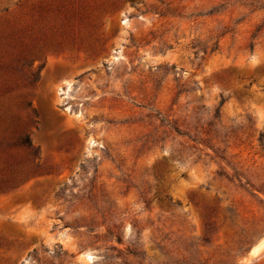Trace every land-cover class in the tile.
Returning a JSON list of instances; mask_svg holds the SVG:
<instances>
[{
	"label": "rangeland",
	"instance_id": "obj_1",
	"mask_svg": "<svg viewBox=\"0 0 264 264\" xmlns=\"http://www.w3.org/2000/svg\"><path fill=\"white\" fill-rule=\"evenodd\" d=\"M9 39L0 264H264V0H0Z\"/></svg>",
	"mask_w": 264,
	"mask_h": 264
},
{
	"label": "trees",
	"instance_id": "obj_2",
	"mask_svg": "<svg viewBox=\"0 0 264 264\" xmlns=\"http://www.w3.org/2000/svg\"><path fill=\"white\" fill-rule=\"evenodd\" d=\"M14 42L15 39H9L0 49V91L8 85L11 71L14 68L10 58L11 52L10 54L7 52L12 46L11 43ZM11 48L14 49V47ZM2 96L0 92V97ZM15 149L26 157L33 156V159L38 157V151L32 146L29 134L16 130L10 106L0 100V193L10 191L20 185L28 170L24 164L17 165L16 163L13 167L15 159L12 158L11 151Z\"/></svg>",
	"mask_w": 264,
	"mask_h": 264
},
{
	"label": "bare ground",
	"instance_id": "obj_3",
	"mask_svg": "<svg viewBox=\"0 0 264 264\" xmlns=\"http://www.w3.org/2000/svg\"><path fill=\"white\" fill-rule=\"evenodd\" d=\"M263 247H264V239L259 244L254 246V248L252 249V253H254V254L258 253L259 251H261V249H263Z\"/></svg>",
	"mask_w": 264,
	"mask_h": 264
}]
</instances>
